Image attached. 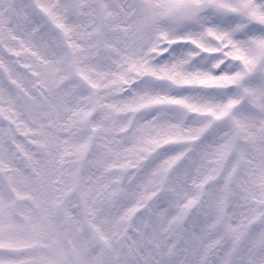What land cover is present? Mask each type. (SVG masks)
Returning a JSON list of instances; mask_svg holds the SVG:
<instances>
[{
  "label": "snow or ice",
  "instance_id": "6c2138e0",
  "mask_svg": "<svg viewBox=\"0 0 264 264\" xmlns=\"http://www.w3.org/2000/svg\"><path fill=\"white\" fill-rule=\"evenodd\" d=\"M21 16L23 34L45 49L61 47L54 24L105 33L116 22L107 18L119 17L147 38L141 44L147 78L123 99L190 98L183 108L155 107L139 117L175 140L146 157L133 186L134 195L145 189L152 202L133 226L145 258L128 264H264V0H19L15 6L9 0L0 25L19 28ZM108 42L104 35L94 44ZM172 71L200 85L156 78ZM209 77L228 78L227 85L207 86ZM61 247V256L0 249V264H98Z\"/></svg>",
  "mask_w": 264,
  "mask_h": 264
},
{
  "label": "rangeland",
  "instance_id": "374dc122",
  "mask_svg": "<svg viewBox=\"0 0 264 264\" xmlns=\"http://www.w3.org/2000/svg\"><path fill=\"white\" fill-rule=\"evenodd\" d=\"M8 8L9 0H0V13ZM18 19L19 28L0 25V249L61 256L63 245L98 264H128V254L131 260L145 258L133 226L152 201L145 189L140 195L132 190L146 157L175 138L139 117L155 107L183 108L190 98L123 99L147 78L141 50L147 38L119 17L107 18L116 22L105 33L93 26L66 32L54 24L61 47L47 49L28 40L24 17ZM60 22L71 27L64 18ZM104 35L109 42L96 47ZM156 78L180 87L200 85L180 71ZM227 79L204 83L225 87Z\"/></svg>",
  "mask_w": 264,
  "mask_h": 264
},
{
  "label": "trees",
  "instance_id": "16d2710c",
  "mask_svg": "<svg viewBox=\"0 0 264 264\" xmlns=\"http://www.w3.org/2000/svg\"><path fill=\"white\" fill-rule=\"evenodd\" d=\"M126 258H127V259H131L130 254H128L127 257H126V255H125V256H124V259H126ZM127 259H126V260H127ZM127 261H128V260H127Z\"/></svg>",
  "mask_w": 264,
  "mask_h": 264
}]
</instances>
